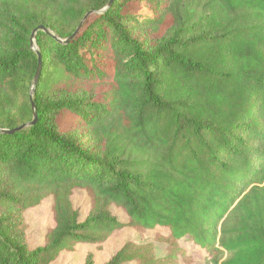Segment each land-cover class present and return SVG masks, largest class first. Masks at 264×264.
<instances>
[{"label":"trees","instance_id":"1","mask_svg":"<svg viewBox=\"0 0 264 264\" xmlns=\"http://www.w3.org/2000/svg\"><path fill=\"white\" fill-rule=\"evenodd\" d=\"M110 1L0 0V264H53L126 227L167 229L165 255L128 241L107 264H190L181 243L264 264V0ZM48 197L55 226L30 249L23 215Z\"/></svg>","mask_w":264,"mask_h":264},{"label":"rangeland","instance_id":"2","mask_svg":"<svg viewBox=\"0 0 264 264\" xmlns=\"http://www.w3.org/2000/svg\"><path fill=\"white\" fill-rule=\"evenodd\" d=\"M63 129H69V125H64ZM82 143L92 145V140L88 137L87 130L81 128L73 131ZM90 139V141H89ZM102 148L108 149V144H102ZM123 148L122 146L120 147ZM126 155L134 158L130 151ZM72 204L75 210L78 211L80 220L84 221L91 211V201L86 191L77 189L72 196ZM53 199L48 197L44 199L40 205L30 208L25 211L23 217L25 222L26 240L30 249H35L44 245L47 231L55 226L53 212ZM112 212L121 222L127 223L128 218L124 212L112 207ZM169 231L165 228H156L155 230L138 232L133 228L126 227L122 230L115 231L110 238L101 245L81 244L76 246L73 252H64L53 264H86L88 256L92 255L93 264H107L111 258L124 246L128 241L137 243H153L158 257L165 255V245L158 242L160 236H167ZM192 258L190 264H207L206 253L195 248L192 244L181 243ZM186 264V263H180Z\"/></svg>","mask_w":264,"mask_h":264},{"label":"water","instance_id":"3","mask_svg":"<svg viewBox=\"0 0 264 264\" xmlns=\"http://www.w3.org/2000/svg\"><path fill=\"white\" fill-rule=\"evenodd\" d=\"M113 2H114V0H111L103 11H106L113 4ZM79 29H80V27L77 29L75 34H77ZM38 31H43V32H45L47 34H51V32L48 29H46L43 26H40V27L36 28L32 32V35H31V47L34 50V52H36V54L38 56V68H37L36 74L34 76L32 88H31V91H30V98H31L32 110H33V120L28 124V126L35 125V124L38 123V115H37V112H36L35 104L33 102V96H34L36 88H37V86L39 84V79L41 77V70H42V57H41V54H40V52L38 50V47H37V44H36V39H35L36 38V34H37ZM60 41L64 42V43H67L69 41V39L68 40H64V41L60 40ZM0 131L1 132H6V133H12L13 132V131H9V130H0Z\"/></svg>","mask_w":264,"mask_h":264}]
</instances>
